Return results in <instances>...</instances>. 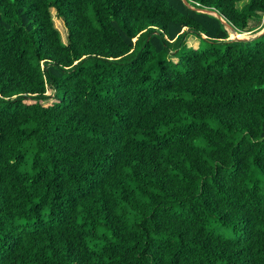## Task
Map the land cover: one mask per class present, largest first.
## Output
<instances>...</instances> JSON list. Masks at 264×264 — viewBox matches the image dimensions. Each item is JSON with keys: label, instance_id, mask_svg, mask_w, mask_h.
<instances>
[{"label": "trees", "instance_id": "16d2710c", "mask_svg": "<svg viewBox=\"0 0 264 264\" xmlns=\"http://www.w3.org/2000/svg\"><path fill=\"white\" fill-rule=\"evenodd\" d=\"M230 32L182 0H0V264H264V33Z\"/></svg>", "mask_w": 264, "mask_h": 264}, {"label": "rangeland", "instance_id": "374dc122", "mask_svg": "<svg viewBox=\"0 0 264 264\" xmlns=\"http://www.w3.org/2000/svg\"><path fill=\"white\" fill-rule=\"evenodd\" d=\"M244 1L237 3V5L238 6H241ZM257 16L258 15L253 16L250 19L249 24H248V27H247L248 30L245 31V32H243V33H246L244 35H246V37L249 38V39L257 36L259 34V32L262 30V28L264 27V14H261L260 17L259 16L257 17ZM55 24L59 28V30L61 31L62 36L64 37V35H65V32H64L65 29L63 27L62 22L60 20H58L57 18H55ZM230 34H231V32H230ZM236 34H242V33H238L237 32ZM231 36L233 38L234 35L231 34ZM186 44L188 46H191V47H194L195 48V47H197L200 44V42L198 41L197 38H195L193 36H189L187 38V40H186ZM50 100L52 101V97H51Z\"/></svg>", "mask_w": 264, "mask_h": 264}, {"label": "water", "instance_id": "95a60500", "mask_svg": "<svg viewBox=\"0 0 264 264\" xmlns=\"http://www.w3.org/2000/svg\"><path fill=\"white\" fill-rule=\"evenodd\" d=\"M182 1H183V3H184L187 7H190V8H192V9L197 10V11H201V12L210 13V14L215 15L217 18H219V19L225 24V26H226L227 29H229L231 32L236 33V31H233L232 26H231L230 24H228V23L222 18V16H221L220 14H218L216 11H211V10H209V9H205V8H195V7L191 6L187 0H182ZM263 33H264V27L262 28V30L259 32V34H258L257 36H259V35H261V34H263ZM255 37H256V36H255ZM228 39L241 40V41L249 40V38H247L246 36H241V37H240V36H235V37H233V38H231V37L229 36Z\"/></svg>", "mask_w": 264, "mask_h": 264}, {"label": "bare ground", "instance_id": "6f19581e", "mask_svg": "<svg viewBox=\"0 0 264 264\" xmlns=\"http://www.w3.org/2000/svg\"><path fill=\"white\" fill-rule=\"evenodd\" d=\"M235 36H240L241 37V36H246V35H244V34H235L233 37H235Z\"/></svg>", "mask_w": 264, "mask_h": 264}]
</instances>
